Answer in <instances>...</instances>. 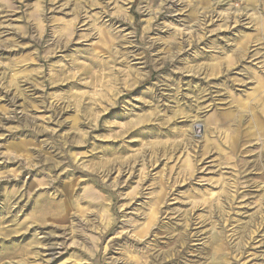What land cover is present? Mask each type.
I'll return each instance as SVG.
<instances>
[{"label":"rangeland","instance_id":"374dc122","mask_svg":"<svg viewBox=\"0 0 264 264\" xmlns=\"http://www.w3.org/2000/svg\"><path fill=\"white\" fill-rule=\"evenodd\" d=\"M0 264H264V0H0Z\"/></svg>","mask_w":264,"mask_h":264}]
</instances>
